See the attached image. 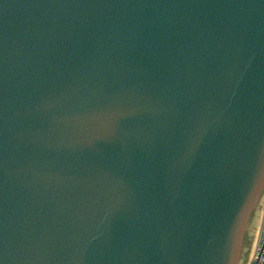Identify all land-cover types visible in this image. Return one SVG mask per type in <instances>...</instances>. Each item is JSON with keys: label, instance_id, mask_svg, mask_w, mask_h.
Listing matches in <instances>:
<instances>
[{"label": "water", "instance_id": "95a60500", "mask_svg": "<svg viewBox=\"0 0 264 264\" xmlns=\"http://www.w3.org/2000/svg\"><path fill=\"white\" fill-rule=\"evenodd\" d=\"M264 207V0H0V264H249Z\"/></svg>", "mask_w": 264, "mask_h": 264}, {"label": "built area", "instance_id": "2783aa9c", "mask_svg": "<svg viewBox=\"0 0 264 264\" xmlns=\"http://www.w3.org/2000/svg\"><path fill=\"white\" fill-rule=\"evenodd\" d=\"M250 264H264V209Z\"/></svg>", "mask_w": 264, "mask_h": 264}, {"label": "bare ground", "instance_id": "6f19581e", "mask_svg": "<svg viewBox=\"0 0 264 264\" xmlns=\"http://www.w3.org/2000/svg\"><path fill=\"white\" fill-rule=\"evenodd\" d=\"M263 209H264V207L262 208V211H263ZM258 232H259V230H258ZM257 236H258V234H257ZM256 240H257V238H256Z\"/></svg>", "mask_w": 264, "mask_h": 264}, {"label": "rangeland", "instance_id": "374dc122", "mask_svg": "<svg viewBox=\"0 0 264 264\" xmlns=\"http://www.w3.org/2000/svg\"><path fill=\"white\" fill-rule=\"evenodd\" d=\"M255 244H256V242H255ZM254 248H255V246H254ZM254 251V250H253ZM251 262V261H250ZM250 264V263H249Z\"/></svg>", "mask_w": 264, "mask_h": 264}]
</instances>
